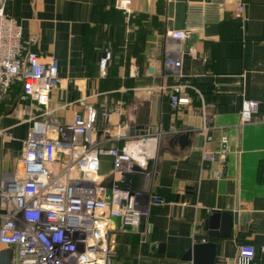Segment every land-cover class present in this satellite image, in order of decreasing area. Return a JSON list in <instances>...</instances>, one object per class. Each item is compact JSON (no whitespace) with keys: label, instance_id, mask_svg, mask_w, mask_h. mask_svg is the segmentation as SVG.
Returning a JSON list of instances; mask_svg holds the SVG:
<instances>
[{"label":"crops","instance_id":"obj_1","mask_svg":"<svg viewBox=\"0 0 264 264\" xmlns=\"http://www.w3.org/2000/svg\"><path fill=\"white\" fill-rule=\"evenodd\" d=\"M118 1L9 0L6 6L42 63L57 62L50 118L71 123L84 98L97 114L106 148L123 146L112 140L120 122L138 128L130 136H160L155 175L149 181L143 175L141 186L149 183L166 203L150 207L149 221L137 229L123 233L117 225L112 264H192L183 258L198 240L205 242V222L214 211L245 217L217 242L221 258L237 264L240 245L249 243L264 264V0H243L244 26L234 19L236 0H131L128 18ZM185 29L192 31L186 43L166 38ZM167 48L183 52L177 72L164 67ZM105 55L111 62L103 71ZM178 82L192 89L191 104L176 113L170 90ZM21 88L1 102V129L13 137L0 138V166L7 170L15 168L30 131V102ZM243 99L260 102L245 126ZM120 104L121 115L115 113ZM186 132L192 143L182 150L173 139ZM206 151L214 160L204 158ZM99 176L105 182L113 177L112 157H101Z\"/></svg>","mask_w":264,"mask_h":264},{"label":"built area","instance_id":"obj_2","mask_svg":"<svg viewBox=\"0 0 264 264\" xmlns=\"http://www.w3.org/2000/svg\"><path fill=\"white\" fill-rule=\"evenodd\" d=\"M8 1L0 0V117L3 98L14 85H21V98L30 102L26 120L30 131L15 168L0 166V251L13 249V264H112L111 233L117 224L111 218L118 217L121 231L128 233L149 221L150 207L166 202L152 193L148 183L135 191L114 189L112 203H107L106 180L99 176L100 159L113 158L112 178L117 181L136 173L135 168L149 181L156 172L160 136L149 132L130 136L129 124L120 122L113 127L112 140L123 146L106 148L98 138L97 114L84 98L78 100L82 111L71 123L50 118L53 92L59 86L57 62L42 63L24 40L19 20L6 14ZM131 3L119 0L117 7L130 15ZM245 11L244 1L236 0L234 19L243 26ZM166 38L186 43L192 31H169ZM188 53L196 54L193 47ZM182 54L181 49L167 48L165 69L177 72ZM109 60V55L102 58L103 71ZM189 89L191 85L181 82L171 87L174 112L191 104ZM259 108V101L243 99L240 125L252 123ZM122 111L120 104L115 113ZM0 138L13 140L1 129V120ZM204 158L214 160L215 155L206 151ZM257 252L254 245L242 243L237 264H258Z\"/></svg>","mask_w":264,"mask_h":264},{"label":"water","instance_id":"obj_3","mask_svg":"<svg viewBox=\"0 0 264 264\" xmlns=\"http://www.w3.org/2000/svg\"><path fill=\"white\" fill-rule=\"evenodd\" d=\"M137 127L130 128L131 135H134L137 131ZM104 131V125L101 122L99 125V133ZM191 132L179 133L173 139V142L177 144L182 150L191 145ZM203 137L199 138L198 146H201ZM134 174H126L122 181H117L113 178L105 182L104 187L106 189L107 203L111 204V195L114 189L117 190H132L135 191L142 185V171L139 168H135ZM245 217L239 212L234 214L222 213L214 211L209 219L205 222V237L204 243L200 240L189 250L184 256L183 261L191 262L192 264H227V262L221 258L220 251L218 249V241L227 239L231 236L234 227H240L244 224ZM111 220L120 225V219L118 217H112ZM14 250L4 249L0 251V264H13Z\"/></svg>","mask_w":264,"mask_h":264},{"label":"trees","instance_id":"obj_4","mask_svg":"<svg viewBox=\"0 0 264 264\" xmlns=\"http://www.w3.org/2000/svg\"><path fill=\"white\" fill-rule=\"evenodd\" d=\"M122 12H123V11H122ZM123 13H124V12H123ZM124 15L127 16V18H128L131 14H130V15H126V14L124 13ZM110 60H111V57H110ZM110 60H109V61H110ZM110 62H111V61H110ZM100 63H101V60H100ZM108 66H109V62H108V64H107V68H108ZM17 86H21V85H14V86L12 87V89H13L14 87H17ZM12 89H11V90H12ZM21 91H22V88H21ZM10 92H11V91H10ZM10 92H9L6 96L10 95V94H11Z\"/></svg>","mask_w":264,"mask_h":264},{"label":"rangeland","instance_id":"obj_5","mask_svg":"<svg viewBox=\"0 0 264 264\" xmlns=\"http://www.w3.org/2000/svg\"><path fill=\"white\" fill-rule=\"evenodd\" d=\"M1 145H2V144H1ZM1 145H0V146H1ZM6 152H7V151H6Z\"/></svg>","mask_w":264,"mask_h":264}]
</instances>
